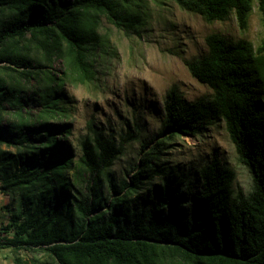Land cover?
Returning <instances> with one entry per match:
<instances>
[{"label": "trees", "instance_id": "obj_1", "mask_svg": "<svg viewBox=\"0 0 264 264\" xmlns=\"http://www.w3.org/2000/svg\"><path fill=\"white\" fill-rule=\"evenodd\" d=\"M173 1L208 22L233 13L241 29L255 4L262 37L254 46L208 33L206 52L184 64L212 93L188 101L171 85L169 134L141 141L140 163L118 179L110 168L123 146L101 131L81 138L77 159L63 147L71 111L62 87L96 79L102 18L135 30L143 0H0V192L9 197L0 250L45 256L17 254L15 264H264V0ZM217 122L250 174L247 193L216 150L192 177L153 181L167 140Z\"/></svg>", "mask_w": 264, "mask_h": 264}, {"label": "rangeland", "instance_id": "obj_2", "mask_svg": "<svg viewBox=\"0 0 264 264\" xmlns=\"http://www.w3.org/2000/svg\"><path fill=\"white\" fill-rule=\"evenodd\" d=\"M142 5L141 23L128 33L102 18L99 32L104 42L94 56L96 79L88 85L65 83L62 87L71 111L68 118L71 132L61 138L63 147L77 159L81 138L93 129L101 131L123 146L122 155L110 168L118 179L129 177L127 172L140 163L141 141L151 140V147L169 134L163 129V96L171 85H177L188 101L212 93L207 85L191 76L184 64V59L197 58L206 52L204 37L208 33L218 32L230 41L245 39L254 46L262 37L255 4L244 29L239 28L233 13L224 20L208 22L179 8L173 0H143ZM54 67L57 69L58 63ZM27 104L34 111L38 109L32 101ZM129 134L134 138H129ZM213 150L235 170L234 189L247 193L251 189L250 174L238 161L222 122L210 125L196 136L177 134L167 140L158 159L153 160L164 174L156 172L153 181L182 172L192 177ZM86 180L84 177L80 181L82 186ZM8 201L9 197L0 192V224L8 219V213L1 207ZM17 254L28 259L45 257L40 252L15 253L3 249L0 264H15Z\"/></svg>", "mask_w": 264, "mask_h": 264}]
</instances>
